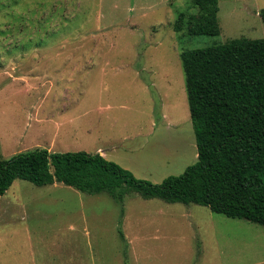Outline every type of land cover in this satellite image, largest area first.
I'll return each mask as SVG.
<instances>
[{
	"label": "rangeland",
	"instance_id": "1",
	"mask_svg": "<svg viewBox=\"0 0 264 264\" xmlns=\"http://www.w3.org/2000/svg\"><path fill=\"white\" fill-rule=\"evenodd\" d=\"M219 6L221 33L193 37L191 0H0V158L103 151L153 183L182 174L198 151L181 52L264 37V0ZM0 264H264V226L17 179L0 195Z\"/></svg>",
	"mask_w": 264,
	"mask_h": 264
},
{
	"label": "trees",
	"instance_id": "2",
	"mask_svg": "<svg viewBox=\"0 0 264 264\" xmlns=\"http://www.w3.org/2000/svg\"><path fill=\"white\" fill-rule=\"evenodd\" d=\"M198 8L188 33H221L220 0H191ZM181 12L175 30L185 22ZM264 24V8L260 10ZM198 160L161 183L137 178L100 152L36 148L0 158V195L22 179L63 183L82 192L129 193L169 203H195L264 226V37H240L181 52Z\"/></svg>",
	"mask_w": 264,
	"mask_h": 264
},
{
	"label": "crops",
	"instance_id": "3",
	"mask_svg": "<svg viewBox=\"0 0 264 264\" xmlns=\"http://www.w3.org/2000/svg\"><path fill=\"white\" fill-rule=\"evenodd\" d=\"M29 57H34V58H37V57H44V55L43 54H41V55H37V56H35V55H31V56H29ZM54 57H56V56H54ZM36 60H41V59H36ZM28 70V71H27ZM26 70V72H23V74H26V73H28V74H31V72L29 71V68ZM32 71H33V69H32ZM53 71H55V70H53ZM42 73H44V72H38V71H35V74H42ZM23 74H21V75H23ZM45 75H46V72L44 73ZM51 85H52V83H51ZM50 149V148H49ZM100 153L102 154V155H105L104 154V152L103 151H100Z\"/></svg>",
	"mask_w": 264,
	"mask_h": 264
}]
</instances>
